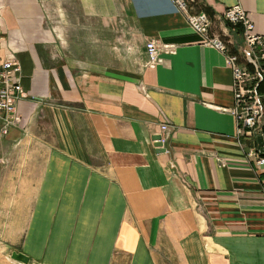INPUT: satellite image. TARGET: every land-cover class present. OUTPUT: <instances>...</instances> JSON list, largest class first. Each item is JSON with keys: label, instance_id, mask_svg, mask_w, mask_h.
Wrapping results in <instances>:
<instances>
[{"label": "crops", "instance_id": "1", "mask_svg": "<svg viewBox=\"0 0 264 264\" xmlns=\"http://www.w3.org/2000/svg\"><path fill=\"white\" fill-rule=\"evenodd\" d=\"M233 3L264 46V0L189 10L231 48L240 26L221 11ZM0 32L24 90L18 124L0 133L9 252L35 264H264V165L245 155L256 136L237 138L224 54L171 0H0ZM161 122L166 150L152 141Z\"/></svg>", "mask_w": 264, "mask_h": 264}, {"label": "built area", "instance_id": "2", "mask_svg": "<svg viewBox=\"0 0 264 264\" xmlns=\"http://www.w3.org/2000/svg\"><path fill=\"white\" fill-rule=\"evenodd\" d=\"M183 13L185 19L192 28L203 35V40L210 43L223 52L225 61L231 73L232 105L230 112L235 120V134L237 138L254 137L264 133V113L262 97L258 86L264 79V46L261 36L254 33L252 22L246 16L239 3L225 6L221 11L223 20L231 25H239L243 45L231 50L226 42L216 33H209L211 21L202 10H189L191 0H171ZM1 39V32H0ZM147 63L154 64L159 60L158 50L153 39L149 38L144 43ZM24 96V90L20 83V67L14 58H0V133L7 132L9 127L16 126L19 122L20 112L16 107L17 100ZM167 124L161 122L158 125L156 147L165 148L167 139ZM246 161H252L256 165H264V152L258 147H250L245 152ZM260 187L264 193V169L259 178Z\"/></svg>", "mask_w": 264, "mask_h": 264}, {"label": "rangeland", "instance_id": "3", "mask_svg": "<svg viewBox=\"0 0 264 264\" xmlns=\"http://www.w3.org/2000/svg\"><path fill=\"white\" fill-rule=\"evenodd\" d=\"M237 30L238 31H236V32L239 33L241 39L239 42L236 43V46L240 47V50H241L242 45H243L242 34L240 32L241 31L240 29H237ZM236 46L231 47V48L229 47V48L231 50H234L235 48H237ZM263 81H264V79L260 82L259 86L262 83H264ZM8 165H10L9 162H8ZM15 165H17L16 160H13V166H15ZM1 230L2 231H0V235H1L0 236V264H23V263H21V260L13 258L10 256L11 252H9L10 247H8V246H11V245L13 246V237L12 238L6 237L5 232L3 231L4 229H1Z\"/></svg>", "mask_w": 264, "mask_h": 264}, {"label": "water", "instance_id": "4", "mask_svg": "<svg viewBox=\"0 0 264 264\" xmlns=\"http://www.w3.org/2000/svg\"><path fill=\"white\" fill-rule=\"evenodd\" d=\"M157 137H158L157 133L152 135V138H157ZM255 140H256L258 149L264 152V133L256 135ZM153 143L155 146L159 145L158 141H153ZM157 148L162 149V147H157ZM10 256L13 258L19 259L23 262H28L29 264H35L33 262L28 261L27 255L14 251V250L11 251Z\"/></svg>", "mask_w": 264, "mask_h": 264}, {"label": "trees", "instance_id": "5", "mask_svg": "<svg viewBox=\"0 0 264 264\" xmlns=\"http://www.w3.org/2000/svg\"><path fill=\"white\" fill-rule=\"evenodd\" d=\"M258 89L261 90V91H262V90L264 91V88H263L261 85L258 86Z\"/></svg>", "mask_w": 264, "mask_h": 264}, {"label": "bare ground", "instance_id": "6", "mask_svg": "<svg viewBox=\"0 0 264 264\" xmlns=\"http://www.w3.org/2000/svg\"><path fill=\"white\" fill-rule=\"evenodd\" d=\"M155 141H156V140H155ZM21 263H23V264H28V262H22V261H21Z\"/></svg>", "mask_w": 264, "mask_h": 264}]
</instances>
